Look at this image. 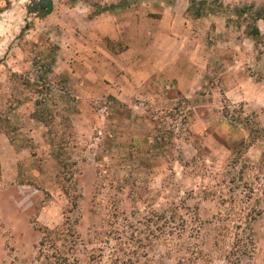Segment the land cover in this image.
<instances>
[{"label":"rangeland","instance_id":"obj_1","mask_svg":"<svg viewBox=\"0 0 264 264\" xmlns=\"http://www.w3.org/2000/svg\"><path fill=\"white\" fill-rule=\"evenodd\" d=\"M120 1L51 0L41 17L47 0H0V264H47L54 250L39 242L67 218L75 264H113L116 234L127 260L135 236L149 246L139 220L172 204L195 210L204 235L225 227V244L203 251L216 257L250 201L225 182L244 172L264 199V45L234 14L264 0H217L200 17L187 0L110 7ZM35 102L46 124L31 119ZM257 213L240 264H264ZM165 244L150 246L152 264H175Z\"/></svg>","mask_w":264,"mask_h":264},{"label":"trees","instance_id":"obj_2","mask_svg":"<svg viewBox=\"0 0 264 264\" xmlns=\"http://www.w3.org/2000/svg\"><path fill=\"white\" fill-rule=\"evenodd\" d=\"M187 1V11L189 13L191 12L195 17H200L203 13L213 11L214 9L222 10V5L217 2V0ZM126 2H128V0H122L118 4H113L110 7H122L127 4ZM51 11V0H47L46 8L42 11L41 17H45ZM234 14L237 15V18L239 19L246 15L249 17L251 20L250 22L252 23L247 27L246 35L253 40L255 47L260 48L262 44L264 45V35L260 33L259 28L256 26L257 21H264V6L257 10H250L244 7L234 8ZM258 50L260 51V49ZM34 85L39 86L37 84ZM46 89L51 93L48 84ZM42 105L43 104L40 102H35V108L31 114V119L44 124V117L48 114L49 110L42 107ZM242 144L243 143L240 145ZM238 178L239 180L232 178L225 183H230L232 185L231 188L233 191L231 193H233L232 197H235L233 202L242 203L244 198L250 199L249 202L244 201L243 209L248 211L244 212L242 216H239L233 221L234 226L231 228L235 229L234 238H232V241L228 246L229 249H225L220 253V256L214 257V252H211V254L208 255L203 253V251L209 249V245L212 242L215 246L219 245L220 242L225 244V241L221 236H226V231L223 232V230H220L225 227L222 225L215 226V224H218L220 221H216L215 224L214 222H210V224H214L215 228L210 230L209 235H204L208 230H205L204 224L199 220L195 210L172 204L170 210H163L161 208V210L153 211L149 217H143V219L139 220L147 231H143V234L147 236L144 240H146L149 246H144L141 236H135L136 245L134 246V244H132L131 249L133 250L130 251L131 253L127 260H120L118 257V249H123L129 244H126L125 241L121 242L120 234H116L114 250H107L111 257L115 256L114 258L112 257L113 264H152L155 260L153 259V256L148 254V250L151 249V251H153L154 246H150L153 244H159L162 239L167 243L165 244V253L168 256V260L170 261L173 259L175 264H214L215 259H218L216 261L220 264H240L242 258L247 257L250 250L253 248L249 229L250 225L255 221V218L250 214V211L258 212L257 214H260L264 209V206H261L260 202L263 204L264 199H260L261 194L253 192L254 190L251 187V184L242 181L244 179V172H240ZM231 188L229 189L231 190ZM243 191H247V193L244 194ZM241 196L242 199L240 198ZM218 227L221 228L218 230ZM135 233L140 234V230L134 228L131 237H133ZM110 239V241H114V238ZM80 241L81 238L79 234L74 229L72 223H70L69 218H67L65 223L58 228L45 230L44 235L39 242V253H43L52 248V250H54L52 255L50 256L47 254V257H49V262L47 264H75V262H77V257L74 258L73 256H76V248L80 245ZM100 243H103V245H109V242L106 243L103 240L100 241ZM99 250L102 252L101 249ZM122 251H124V249ZM100 256L101 254L98 256L99 259L101 258ZM72 257L74 259H72ZM91 262L93 264H100L101 260H95L93 257Z\"/></svg>","mask_w":264,"mask_h":264},{"label":"crops","instance_id":"obj_3","mask_svg":"<svg viewBox=\"0 0 264 264\" xmlns=\"http://www.w3.org/2000/svg\"><path fill=\"white\" fill-rule=\"evenodd\" d=\"M47 3V2H46Z\"/></svg>","mask_w":264,"mask_h":264}]
</instances>
